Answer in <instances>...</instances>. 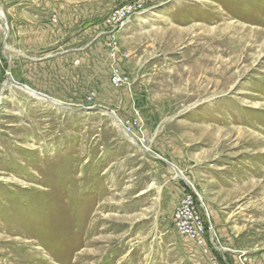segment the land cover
I'll return each instance as SVG.
<instances>
[{
  "label": "rangeland",
  "instance_id": "1",
  "mask_svg": "<svg viewBox=\"0 0 264 264\" xmlns=\"http://www.w3.org/2000/svg\"><path fill=\"white\" fill-rule=\"evenodd\" d=\"M0 7V264H208L173 221L185 194L221 264H264V0ZM8 72L49 99L5 88ZM134 111L144 144L111 116Z\"/></svg>",
  "mask_w": 264,
  "mask_h": 264
},
{
  "label": "built area",
  "instance_id": "2",
  "mask_svg": "<svg viewBox=\"0 0 264 264\" xmlns=\"http://www.w3.org/2000/svg\"><path fill=\"white\" fill-rule=\"evenodd\" d=\"M139 8L140 5L134 1L124 3L106 15L104 24L106 27H110L112 31H117L126 22H129L130 18L137 13ZM109 39L108 46L111 48L109 56L111 62L110 84L116 89L126 87L130 84V75L117 64L118 45L115 37L112 36ZM119 121L124 132L130 134L136 143H145L143 132L144 123L139 111H134L124 121ZM173 221L179 234L191 239L195 245L202 248V252L207 256L208 264H221L220 259L210 249L209 243L215 244L213 239L209 236V240H206V224L198 211L197 205L193 201L192 195L185 194L183 196L181 202L173 211Z\"/></svg>",
  "mask_w": 264,
  "mask_h": 264
},
{
  "label": "bare ground",
  "instance_id": "3",
  "mask_svg": "<svg viewBox=\"0 0 264 264\" xmlns=\"http://www.w3.org/2000/svg\"><path fill=\"white\" fill-rule=\"evenodd\" d=\"M0 30H1V32H2V34H3V36L4 37H6L7 36V34H8V30H9V28H8V24H7V20H6V18H5V14H4V12L2 11V9H1V7H0ZM209 60V59H208ZM8 79L6 80V82H5V84H4V87L5 88H9V89H11V88H16V89H19V90H21V91H23V92H26L27 94H29V95H31L32 97H35V98H39V99H49L46 95H44V94H41V93H39V92H37V91H35V90H33V89H31L30 87H28V86H26V85H23V84H20V83H17L14 79H13V77L10 75V72H8ZM54 100V99H53ZM52 102H55V101H52ZM58 104V103H57ZM111 116H113V117H115L114 119H115V121L119 124V126L121 127V123H120V121H119V119H118V117H117V115L114 113V112H111ZM129 138H131V135L130 134H127V133H125ZM246 137L247 136H251V134H249V133H246V135H245ZM245 136H243L244 138H245ZM253 138V137H252ZM131 140H133L132 138H131ZM174 170V174H175V176L176 177H180L181 179H185V180H187V182H188V185L190 186V187H192L193 189H195V186H194V184L192 183V181H190L186 176H185V174L177 167V166H175V168L173 169ZM196 190V189H195Z\"/></svg>",
  "mask_w": 264,
  "mask_h": 264
},
{
  "label": "water",
  "instance_id": "4",
  "mask_svg": "<svg viewBox=\"0 0 264 264\" xmlns=\"http://www.w3.org/2000/svg\"><path fill=\"white\" fill-rule=\"evenodd\" d=\"M183 180H185V179H183ZM186 182H187V180H185ZM188 183V182H187Z\"/></svg>",
  "mask_w": 264,
  "mask_h": 264
}]
</instances>
